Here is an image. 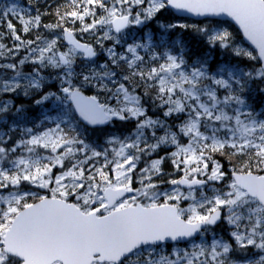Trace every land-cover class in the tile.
Segmentation results:
<instances>
[{
    "label": "snow or ice",
    "instance_id": "obj_1",
    "mask_svg": "<svg viewBox=\"0 0 264 264\" xmlns=\"http://www.w3.org/2000/svg\"><path fill=\"white\" fill-rule=\"evenodd\" d=\"M261 84L264 0L0 2V264H264Z\"/></svg>",
    "mask_w": 264,
    "mask_h": 264
},
{
    "label": "trees",
    "instance_id": "obj_2",
    "mask_svg": "<svg viewBox=\"0 0 264 264\" xmlns=\"http://www.w3.org/2000/svg\"><path fill=\"white\" fill-rule=\"evenodd\" d=\"M166 16L162 17L167 22H176V21H185V23L190 24H205L207 21H193L189 19H179L174 16L170 11L165 12ZM161 18V16H159ZM216 23V22H215ZM220 24L226 25L225 27L233 34L235 38V43L237 45L245 46L244 42H242V36L240 35L239 31L230 23L228 22H221ZM175 38L182 39L187 47L191 50V56H203L208 55L211 58H214V63H219L221 61H231L235 63H240L242 66H250L252 62L246 60H239L238 58L234 57L230 51L221 49L219 47L210 48V46L205 42L204 38L191 29L185 31L179 28L172 30L169 35L168 39L172 40ZM248 48V47H246ZM103 59V56L100 58ZM21 104V103H19ZM29 115L32 118L38 117V113L35 112L32 107L28 109Z\"/></svg>",
    "mask_w": 264,
    "mask_h": 264
},
{
    "label": "rangeland",
    "instance_id": "obj_3",
    "mask_svg": "<svg viewBox=\"0 0 264 264\" xmlns=\"http://www.w3.org/2000/svg\"><path fill=\"white\" fill-rule=\"evenodd\" d=\"M0 2H4V0H0ZM64 2V0H50V3L53 5V6H55L56 4H60V3H63ZM170 11V10H169ZM169 11H167V12H169ZM167 14H163V15H160L161 16V18L158 16V19L160 20V21H163V22H165V23H168L167 21H165L162 17H164V16H166ZM53 19V17H51V16H49V17H46L45 18V22H50L51 20ZM177 22V21H176ZM178 23H185V21H178ZM186 24H190V23H186ZM213 24L215 25V22H213ZM190 25H192V24H190ZM220 26L221 27H223V28H226L225 26L226 25H223V24H220ZM17 27L19 28V25H17ZM148 30H151L153 33H155L156 34V36H155V38H157V39H159V35H160V30H159V28L157 27V23H156V21L154 20V21H150L149 23H148V25L146 26V27H142V26H132V27H130L129 29H127L126 30V34H127V36H128V40H129V42H131L132 41V39L133 38H135V39H140L143 35H144V33L146 32V31H148ZM243 42V41H242ZM106 44H109L110 42H105ZM239 47H243V48H246V47H248V46H243V45H238ZM249 48V47H248ZM260 87H264V84H261L260 85ZM87 94H91V93H87ZM100 99L101 100H103V97H100ZM255 100H256V102L259 104V103H264V97H261V96H259V95H256L255 96ZM16 103L17 104H19V103H21V104H23L24 106H25V108H27V109H29L30 107H32V109L35 111V112H37L38 113V117H39V115L41 114V108L39 107V106H37V105H35L34 103H33V100L31 99V98H23V97H21V98H18L17 100H16ZM37 118V117H36ZM35 118V119H36ZM10 120L12 119L11 117L9 118ZM34 119V118H33ZM116 128L117 129H119L120 128V126L119 125H117L116 126ZM163 168H164V171L165 172H171L172 171V168H171V164H170V162H165V164L163 165ZM170 178H172V177H169V176H164L163 177V179L164 180H167V179H170ZM134 186H139L138 184H135ZM161 187L162 188H167L168 187V185L167 184H163V185H161ZM33 191H36V192H38L40 195H50L48 192H47V190H44V189H36V188H33ZM29 202H32V201H29ZM186 206V205H185ZM226 227V226H225ZM217 231H220V229L219 228H217Z\"/></svg>",
    "mask_w": 264,
    "mask_h": 264
},
{
    "label": "water",
    "instance_id": "obj_4",
    "mask_svg": "<svg viewBox=\"0 0 264 264\" xmlns=\"http://www.w3.org/2000/svg\"><path fill=\"white\" fill-rule=\"evenodd\" d=\"M175 15L179 16V17H183V18H191L193 20H197V21H201V20H205V19H213V20H222V21H229L231 23H233L238 30L241 32L244 41L250 46V41L247 40V38L244 36L242 29H240L239 25L233 21L230 17H214V18H204V17H196L192 14H188V13H182V12H177L175 10H171ZM254 47V46H252Z\"/></svg>",
    "mask_w": 264,
    "mask_h": 264
},
{
    "label": "bare ground",
    "instance_id": "obj_5",
    "mask_svg": "<svg viewBox=\"0 0 264 264\" xmlns=\"http://www.w3.org/2000/svg\"><path fill=\"white\" fill-rule=\"evenodd\" d=\"M129 41V40H128ZM12 118V117H11Z\"/></svg>",
    "mask_w": 264,
    "mask_h": 264
}]
</instances>
